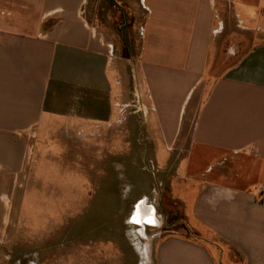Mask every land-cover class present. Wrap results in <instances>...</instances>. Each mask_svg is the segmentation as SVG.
Listing matches in <instances>:
<instances>
[{"label": "crops", "instance_id": "0c3cea01", "mask_svg": "<svg viewBox=\"0 0 264 264\" xmlns=\"http://www.w3.org/2000/svg\"><path fill=\"white\" fill-rule=\"evenodd\" d=\"M104 1L116 12L100 27L90 0H0V195L10 193L6 178L26 172L29 131L34 142L42 131L43 140L71 147L67 152L84 162L113 146L114 159L107 160L118 167L123 129L137 130L133 152L138 156L141 147L153 169L134 165L127 172L144 180L117 191L108 209L117 220L103 229L112 246L125 241L121 256L134 258L131 264L149 256L152 264H264V0ZM230 18L235 27L227 25ZM108 26L117 29L119 42ZM235 34L253 42L215 76ZM137 38L136 57L116 54L117 46L134 50ZM135 92L141 118L140 106L123 116ZM95 130L102 137H94ZM105 130L114 135L108 138ZM69 170L75 177L117 174L106 166ZM176 186L183 233L166 226L161 236L157 227L163 215L169 218L166 200ZM87 200L86 216L92 209ZM96 206L94 217L101 219L105 205ZM183 211L195 222L192 230L184 228ZM148 212L158 226L139 220ZM148 228L157 237L150 251L140 250L131 243L147 239Z\"/></svg>", "mask_w": 264, "mask_h": 264}, {"label": "rangeland", "instance_id": "374dc122", "mask_svg": "<svg viewBox=\"0 0 264 264\" xmlns=\"http://www.w3.org/2000/svg\"><path fill=\"white\" fill-rule=\"evenodd\" d=\"M89 11L95 17L96 24L101 27L104 17L107 14L113 15L116 9L110 4H106L104 0H90ZM227 25L235 27L237 25L236 19L233 21L230 18ZM109 28L112 31V38L116 41L120 40L117 29L113 26ZM228 34L230 37V33ZM234 38L224 47L227 49L219 57V65L214 72L215 76L220 75L222 70L232 64L235 57L237 59L243 48L253 42L252 36L243 40L242 35L235 34ZM133 45L134 50L132 51L117 46L116 54L124 58L132 55L136 57L140 48L139 38L137 41H133ZM134 86V81L130 80L129 87L134 88ZM139 98L141 95L137 96L135 92V96L122 106L123 116L138 110L140 105L137 99ZM93 132L94 137H100V135L102 137L103 131L95 130ZM33 134L34 131L27 132L28 139L23 167L24 170L26 169L24 173H28L27 176L24 177V173H22V177L6 178L7 184L10 182L11 185L10 193L0 195V202L3 207L0 215V264H131L134 258L121 256L122 251L128 250H126L125 241H116L112 246V235L105 236L103 229L117 220L114 216V210H108L110 206L114 208L116 205L117 191L120 188H126L129 191L134 186L132 182L135 179L144 180L125 177L127 172L136 169L134 165H139L140 169H153V164L143 162V149L141 147L137 150L138 156L135 155L136 152H133L137 144L138 131L123 129L122 158L119 159L117 156L118 167L107 160L114 159L109 151V148H114L113 146H107V155H104L102 151L92 152L90 158L84 162L81 157L67 152L71 147L62 143L57 144L50 140H43L42 131L40 138L35 142ZM104 134L111 138L114 135V130H105ZM30 150L31 155L26 160V155H29ZM164 153L168 154L165 149ZM136 158L138 159L137 162L135 161ZM35 165L39 166L37 171H33ZM73 165L80 169L95 171H102L106 166V170L112 171V173H114V168H117V174L113 177L99 175L75 177L70 175L72 171L69 170ZM60 166L64 171L58 173ZM145 173L149 176L148 180L153 182L151 174L146 171ZM85 189L87 193L83 194ZM100 190L102 191L99 192ZM73 191L80 193L75 194ZM179 193L180 187L176 186L173 198L171 196L169 200H166L171 209L169 218L163 215L162 224L157 227L162 232L161 236L165 235L164 232L168 230L166 226L171 229L175 228L174 230L177 232L180 230L181 216L176 205V200L180 199ZM83 198L85 203L90 198V208L92 209L87 216V211L83 209ZM98 203L105 205L100 209L105 210L101 211V219L94 217L97 214L96 209L98 207L96 204ZM142 206L143 203L139 208ZM183 215L185 221H188L184 228L192 230L194 220L189 212L185 214L183 211ZM135 218L136 216H134ZM133 222L139 225L136 221L133 220ZM151 230L153 228L147 229V239H138L131 244H138L140 250L146 251L148 249L150 251L155 236L151 234ZM105 240L107 241V249L102 251ZM221 262L226 264V259L220 260ZM147 263L152 264L150 256L145 259L144 264Z\"/></svg>", "mask_w": 264, "mask_h": 264}, {"label": "bare ground", "instance_id": "6f19581e", "mask_svg": "<svg viewBox=\"0 0 264 264\" xmlns=\"http://www.w3.org/2000/svg\"><path fill=\"white\" fill-rule=\"evenodd\" d=\"M141 205V204H140ZM140 209H142V208H137V210H136V214H135V216H137L138 214V216H140V217H143V215H144V211L142 210V212L140 211ZM152 209V208H151ZM152 213L154 212V210H150ZM151 212H148V216H146L144 219H143V223L145 222V223H147L148 225H150V223H149V220H153V222H155V225H157L158 226V224H157V221H156V218H155V216L153 215V214H151ZM147 213V212H146ZM147 215V214H146ZM142 219V218H141ZM140 219V220H141ZM147 220V221H146ZM142 223V224H143ZM141 224V225H142ZM140 225V224H139ZM152 226L154 225V224H151ZM156 226V227H157Z\"/></svg>", "mask_w": 264, "mask_h": 264}, {"label": "built area", "instance_id": "2783aa9c", "mask_svg": "<svg viewBox=\"0 0 264 264\" xmlns=\"http://www.w3.org/2000/svg\"><path fill=\"white\" fill-rule=\"evenodd\" d=\"M30 155H31V150H30V152H29V155H26V160H27V158L30 157Z\"/></svg>", "mask_w": 264, "mask_h": 264}, {"label": "flooded vegetation", "instance_id": "af4514ba", "mask_svg": "<svg viewBox=\"0 0 264 264\" xmlns=\"http://www.w3.org/2000/svg\"><path fill=\"white\" fill-rule=\"evenodd\" d=\"M134 216H135V215H134ZM133 220L136 221V222L138 221L137 218H135V219H133ZM139 220H140V219H139ZM141 220H143V219H141ZM146 221H147V220H146ZM143 224H145V222H144Z\"/></svg>", "mask_w": 264, "mask_h": 264}]
</instances>
